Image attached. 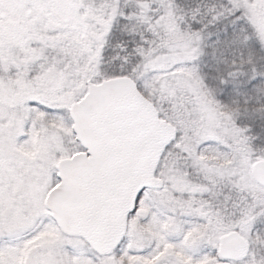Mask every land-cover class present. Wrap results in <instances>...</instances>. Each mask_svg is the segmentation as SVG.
<instances>
[{"label": "snow or ice", "instance_id": "snow-or-ice-1", "mask_svg": "<svg viewBox=\"0 0 264 264\" xmlns=\"http://www.w3.org/2000/svg\"><path fill=\"white\" fill-rule=\"evenodd\" d=\"M0 264H264V0H0Z\"/></svg>", "mask_w": 264, "mask_h": 264}]
</instances>
